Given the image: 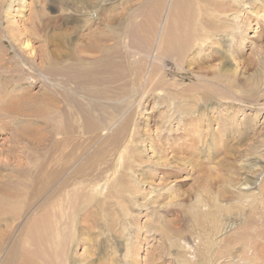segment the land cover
<instances>
[{
  "label": "rangeland",
  "instance_id": "obj_1",
  "mask_svg": "<svg viewBox=\"0 0 264 264\" xmlns=\"http://www.w3.org/2000/svg\"><path fill=\"white\" fill-rule=\"evenodd\" d=\"M200 4L201 8L194 0H0V120L8 119L10 106L21 108L13 116L14 126L0 125V181L5 182L0 183V193L12 186L8 177L28 180L30 186L38 180L37 141L44 134L45 112L40 114L43 109L34 103H52L51 91L57 92L62 102L58 107L64 111L59 126L67 129L69 94L63 92L69 89L76 91L75 146L84 168L77 208L89 194L84 179L104 176L111 166L123 167L136 185L133 196L123 193L112 200L104 210L108 216L95 210L96 204L91 208L84 203L77 211L74 204L75 210L69 208L60 220L64 245L59 249L76 236L74 250L64 251L77 264H264L260 215H251L245 207L251 203L248 197L236 201L237 179L253 181L252 174L264 171V0ZM206 5L218 7L223 15L216 19L205 12ZM200 13L205 14L209 40L198 44L185 39L195 37L191 28ZM172 22L176 30L168 28ZM27 40L36 59L20 45ZM232 60L239 65L238 74L221 79L219 68H231ZM148 76L159 82L151 83ZM50 115L46 117L52 121ZM129 123L134 139L126 145L117 132ZM110 137L117 139L107 144ZM114 145H119L116 154ZM124 151L138 158L128 173ZM255 151L260 153L240 156ZM165 158L171 163L161 169ZM20 168L26 173L17 174ZM263 178L254 185L258 192ZM220 190L224 205L212 208L209 200ZM1 194L0 264L8 258L11 264H24L32 249L42 260L46 247L31 241L32 228L39 233L46 226L39 206L42 196L31 194L17 201L16 196L5 200ZM11 199L33 205L18 208L23 202L14 201L15 209H10ZM231 204L245 208L226 213ZM213 212L221 214L222 233L216 231ZM75 215L77 225L72 224ZM96 217L105 221L94 225ZM250 218L261 232L247 229ZM224 237L242 240L212 247Z\"/></svg>",
  "mask_w": 264,
  "mask_h": 264
},
{
  "label": "bare ground",
  "instance_id": "obj_2",
  "mask_svg": "<svg viewBox=\"0 0 264 264\" xmlns=\"http://www.w3.org/2000/svg\"><path fill=\"white\" fill-rule=\"evenodd\" d=\"M24 3H26V1H24ZM172 3H173V1H172ZM194 3L199 8L202 7L200 4V0H194ZM159 8H160V6H159ZM203 8H204L205 12H208V11L212 12L213 17H215L216 19L223 15V13L221 11H218V7H214L212 5H206V6H203ZM260 12L261 11L258 9L255 12V14L259 15ZM135 15H137V14H135ZM203 20H205V14L200 13L197 23L191 28L193 35L195 37L188 36L185 40H194L198 44H201L202 42H206L209 40V39H207V34H208L209 30H208V27L205 25V22H203ZM172 23H174V25L173 26L169 25L168 28L171 30H176L177 29L176 23L175 22H172ZM113 31H112V33H113ZM120 35L122 36V34H120ZM14 40H16V38ZM20 45L24 49L30 51V55L33 56L35 59H36V57H38V54L34 53L35 50L31 46L29 40L25 41V43L20 44ZM227 53H229V52L227 51ZM231 55L232 54H229L228 58ZM79 62H81L83 64L82 60H79ZM51 65L55 67L57 65V62H52ZM230 65L232 66L231 68H226V69L224 67H222L221 69L219 68L218 75L221 79H224L227 77L232 78L233 76H236L238 74L237 73L238 72V66H239L238 63H234V61L232 60ZM48 69H50V67H48ZM149 78H150L151 83H158L159 82L158 78H156V77L148 76V80H149ZM60 84H63V83L60 82ZM119 88H122V87H119ZM47 90L50 91L51 87H47ZM65 90H66V88H65ZM51 92H52V95H51L52 103L42 102L39 99H37V101L34 103L43 109L42 111H40V114L45 112V115L41 116L45 119L44 125H43L44 134H43V137H41L40 140L37 141V143L40 144V157H41V164L37 168L38 180L35 181L34 184L30 186V183L28 180L25 181L24 179H22L18 176L8 177L7 182L9 184H12V186L11 187H10V185H9V187L5 186V188L3 189V190H5V192L1 191V193H3V195L0 193L1 196L6 197L5 200H7V199L10 200V198L16 196V198H18L17 201L19 199L20 200L21 199L22 200L27 199L28 196H30L31 194H37L39 196H42V199L39 202V206H40V210L45 211V214L42 215V217H43V223L46 226H45L44 230L42 232H39V233H37V227L34 226L31 230V241L32 242L36 241L41 247H46L45 254H44V257L42 260H38L35 258V256H36L35 250L32 249L31 254L29 256H25L24 259L26 261L24 264H77L72 259V257L69 256L68 253H66L64 251V250H66V247H67V251H68V248L70 249L71 247H72L71 250H74L73 246L76 247L77 244H75V243H78V240L76 241V236L70 237V240L67 243L68 245L66 244V247L63 246V249H61L62 252L59 249L61 238L63 239V236L61 235L60 231L58 230V229H60L59 226L61 225L60 220L64 219V217L67 216L66 214H67V212H69V210H70L69 208H71V211H72V209H74V204H75V206H76L75 208L77 211V210H79L80 207L83 206V205L81 206V204H84V203L89 204L90 207L92 205L94 206L96 204L95 205L96 207H94L95 210L97 208V210L100 209V212H102L108 206H112L113 205L111 203L112 200L121 196L123 193L125 194L126 197L133 196V189L136 186L135 183L133 184L132 182H130V175L126 174L123 167H121V170H119V169L115 170L116 166L115 165L111 166L106 171H103L104 176H101V177L99 176L98 178H96V176H95L94 178H92L90 180L84 179L86 182H89V184H88L89 186L86 184L88 186L87 191L89 192V194L84 196V198L86 197L85 198L86 200H84V203L82 202L80 204V206L77 208L78 202H80V201H77L78 200L77 199L78 198L77 188H78V185L83 182L82 179L79 180V176H81L80 174L83 172L84 168L82 165H80V162L78 160V155H79L77 153L78 152V146H75V141L77 140L78 137L76 136V132H75V123L76 122L74 123V120L76 119L75 118L76 115H74V114H76V113H75V109H74L75 106L72 105V103H74V100H72V99H75L74 94L76 95V91L69 89V91L63 92L65 94L66 93L69 94V100H67V106H66V108L68 109V113H69V114H67V116H68V118H67L68 119V121H67L68 122V128L67 129L66 128L62 129L61 124L59 126L60 115H63L62 112H64V111H61L60 107H58L60 101H59L57 92H55V91H51ZM69 92L71 93V95ZM48 94H50V93H48ZM20 109L21 108L18 107L17 110H15V108L10 106L11 112L7 111L8 112L7 118L8 119L0 120V125H2V127L14 126L16 121L13 120V116H14V114H18L20 112ZM49 109H50V111H49ZM63 110H65V109H63ZM60 111L62 114H60ZM4 112H6V111H4ZM46 114L52 115V118H51L52 121H49L47 119ZM6 120H8V121H6ZM62 120H64V119H62ZM60 122H61V120H60ZM129 126H130V123L128 125L127 124L124 125L117 132V135H118L117 138L118 137L124 138L126 145L131 143L132 140L134 139L132 126H130V129H131L130 131L128 129ZM104 134L105 133H103V135ZM19 137H20V135H17V136H15L14 139L17 140ZM117 138H113V137L108 138L107 144L115 141ZM26 140L27 139L24 138V141H26ZM86 141L88 142L87 139H86ZM95 141H96V139H95ZM99 141L102 142V140H97V142H99ZM104 143L105 142H103V144ZM93 147H94V144H93ZM111 148L115 150V154H116L117 149L119 148V145H114ZM11 151L16 152V148L12 147ZM102 152H103V150L101 149L97 152V154L100 155V154H102ZM124 152H125V154H127L128 158H129V168H127V173H128V172H131L135 169V162H136V159L138 161V158H136L133 153H129L128 151H124ZM259 153H260V151L259 152L255 151L254 154L245 152L243 154L240 153V156L242 158H244V157L248 158L251 155H257ZM85 155H88V154L85 153ZM81 157H83V156H81ZM108 157L109 156H107L106 158H108ZM120 157H121V155L116 156V159L120 158ZM82 161H84V160H82ZM170 163L171 162L165 158L164 161L161 164H159V166L161 167V169L162 168L167 169V168H169ZM81 164H82V162H81ZM18 166L22 167V165H20V164ZM98 166H99V164H98ZM239 166L241 167V165H239ZM99 167H97V168H99ZM28 171L31 173L32 169H28ZM88 172H90V171H88ZM23 173H26L25 169H22V168L17 169V174H23ZM261 173L262 174H252L250 178L252 180L254 179L253 181L246 178L244 180L237 179V182H236L237 187L240 189V190H238V197H236V201L238 203H241L243 198L248 197L247 200L250 201L251 203L247 204L245 207L250 208L251 215L256 216L257 213L260 215V222H261L259 224L260 228H261V226L264 227V178L260 183V191L259 192L256 191L257 189H255L254 185L256 184V181L259 180L260 176L264 175L263 174L264 171ZM85 175H83L81 178H83ZM128 175H129V177H127ZM2 182H4L3 178L1 179L0 183H2ZM82 187L83 186H81V188ZM26 188H31L32 192H30V194H28L29 192L26 191L27 190ZM0 189H2V186H0ZM253 189H255V190L252 191ZM239 191H241L242 193ZM256 192H258V193H256ZM223 195L224 194H222V190H220V192L218 194H216V193L212 194V199L209 200L211 202L212 208H216V209L222 208L221 205H224L223 200H222L224 198ZM125 196L122 197V200L124 202H125V200H127V198H125ZM5 200H3V203ZM14 201L13 200L9 201V202H11V205L8 204V208H10L9 206L13 207L16 205L15 204L16 201L15 202ZM25 201H19V202H23L22 203L23 205H16V206L19 208V207H24V206L28 207V206L33 205L32 201H29L28 204ZM76 201H77V205H76ZM200 201L202 202L201 199H200ZM19 202H16V203H19ZM201 202H200V204H204L203 207L204 206L207 207V204L201 203ZM227 202H232V200L227 201ZM6 204H7V202H6ZM209 205H210V203H209ZM5 207H6V205H5ZM86 207H87V205H86ZM234 207H236L239 211L241 210V212L245 208V207L244 208L237 207L236 204L235 205L231 204L230 210H227L226 213H230L231 209H233ZM12 209H15V207H13ZM84 209L85 208H83V210ZM0 210H2V209H0ZM57 211L61 212L60 217L58 216ZM82 212H84V211H82ZM85 212H87V211H85ZM104 212H105V215H107V216L109 215V212H107V211H104ZM85 215L86 216L90 215V217H88L89 219L91 217H93L92 214H85ZM213 216H214L213 221L215 222L214 224H215L217 233H222L223 229L225 227L221 226V222H220L221 214L219 212H217V213L213 212ZM74 220H73L72 224H74L77 220L76 215H75ZM92 220H93V218H92ZM101 220L105 221L104 217H96V219L93 221V224L99 225ZM254 221H255V218H254ZM254 221H252L250 218V222L248 224L246 223L247 229L254 227L253 229L256 232H257V230H259V232H261V229H263V228L257 229L258 223L255 222L256 223L255 224ZM241 223H242V221H241ZM9 224L10 223H7V225H9ZM75 224L77 225V222ZM230 224L231 223H228L226 225H228V227H230L231 226ZM228 227H226V228H228ZM102 234H104V233H101L99 235V237ZM42 235H46L48 237L47 244H45V242H43ZM46 236H45V238H46ZM221 236H223V235H221ZM259 236L260 235H257L256 237L259 238ZM232 238H234V237H232ZM241 240L242 239L240 237V238H234L233 241H229L228 237H224L220 241L213 242L212 247L213 246L215 247L216 245H220V244H222V242L227 243L228 241H229L228 245H232L231 242L235 245L236 244V243H234L235 241L239 242ZM62 245H64V244H62ZM62 245H60V247H62ZM221 249H222V247H220V250ZM93 262H91L90 264H94ZM2 264H11V260L8 258ZM95 264H97V263H95ZM98 264H100V263H98ZM136 264H137V262H136Z\"/></svg>",
  "mask_w": 264,
  "mask_h": 264
}]
</instances>
